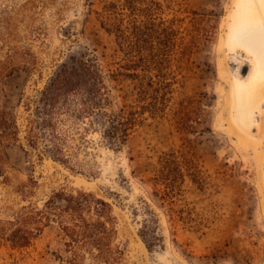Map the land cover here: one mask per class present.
I'll use <instances>...</instances> for the list:
<instances>
[{
	"label": "rangeland",
	"instance_id": "1",
	"mask_svg": "<svg viewBox=\"0 0 264 264\" xmlns=\"http://www.w3.org/2000/svg\"><path fill=\"white\" fill-rule=\"evenodd\" d=\"M118 1L0 0V59L21 52V68L0 75V110L11 112L20 127V140L3 150L7 180L0 175V220H14L25 207L46 210L64 189L83 191L112 207V246L124 252L117 264H264V83L259 105L246 108L247 114L239 113L234 95V83L244 86L250 64L252 80L264 72V24L244 32L235 18L243 12L242 0L163 1V29L174 27L177 35L175 47L165 52L166 32L160 31L155 50L165 63L145 73L170 83L162 111L154 112L149 105L157 104L155 94L142 101L140 80L111 77L128 58L102 27L100 13ZM235 36L245 41L243 48H231ZM147 50L149 57L152 47ZM84 57L97 59L106 76V110L135 111L138 123L125 143L114 145L100 116L91 118L92 125L73 121L75 128L65 127L70 159L63 163L45 150L46 142L39 149L29 143L35 118L29 107L63 65ZM238 113L245 139L236 129ZM174 153L185 175L176 203L191 207L197 224L175 223L154 195L162 158ZM195 170L203 185L192 181ZM68 242L53 217L28 249H13L0 237V264H71ZM79 252L81 264H104Z\"/></svg>",
	"mask_w": 264,
	"mask_h": 264
},
{
	"label": "trees",
	"instance_id": "2",
	"mask_svg": "<svg viewBox=\"0 0 264 264\" xmlns=\"http://www.w3.org/2000/svg\"><path fill=\"white\" fill-rule=\"evenodd\" d=\"M163 1L120 0L106 5L100 13L102 27L115 36L119 49L128 58V62L113 71L111 77L115 81L119 77L140 80L139 98L146 101L149 92L154 93L157 104L149 105L154 112L162 111L159 104L166 100L163 91L170 90V83L163 81L161 75H156L159 80L155 82L145 73L165 63V60L158 58L155 50L160 31L166 32L165 52L175 47L177 35L174 27L163 29L165 21L160 17L164 10ZM148 45L153 50L149 57L146 55ZM20 53L13 50L7 53L4 60L0 59V75L11 74L21 68L16 63ZM109 96L106 76L98 60L72 58V64L63 65L35 105L29 107L35 113V118L29 121V143L38 148L42 142H46L45 150H50L56 159L67 163L70 156L67 155L68 133L65 127L75 128L73 121L82 120L92 125L91 118L95 116L102 118L107 140L114 145L125 143L138 123V113L125 108L118 112L106 110L111 106ZM19 140L17 119L11 112L0 110V175L3 177L6 161L3 150ZM40 153L43 156L44 151L40 149ZM161 166L154 178V195L169 207L175 223L197 224L193 209L188 205L178 207L176 203V196L181 191L179 182L185 179V175L175 153L162 158ZM191 176L193 182L204 184V179L196 170ZM45 208L25 207L14 220H0V237H5L13 249H28L55 217L69 240V251L75 256L71 264H81L80 250H86L104 264H117L122 259L123 249L112 246L117 230L112 207L105 200L92 193L68 192L64 189L56 192ZM154 241L155 238L149 242L150 245Z\"/></svg>",
	"mask_w": 264,
	"mask_h": 264
},
{
	"label": "bare ground",
	"instance_id": "3",
	"mask_svg": "<svg viewBox=\"0 0 264 264\" xmlns=\"http://www.w3.org/2000/svg\"><path fill=\"white\" fill-rule=\"evenodd\" d=\"M241 5L243 7V12L240 13V17L238 23L241 24L242 29L244 28V32L247 35L258 32L259 29H262L264 24V0H242ZM237 24V22H236ZM234 29V28H233ZM235 31V30H234ZM233 33V32H232ZM238 36L234 37V40L231 43V48H243L245 46V41L237 39ZM234 43V45H233ZM262 59H264V49L261 50ZM247 66V65H246ZM254 64H250L248 68L246 76L243 77L244 86L239 87L234 83V95H235V103L237 105L239 113L247 114V109L254 108L258 99L261 97V88L264 83V72L257 70L258 74L252 80L255 68ZM243 69V68H242ZM242 71V70H240ZM242 72H239L238 75L241 76ZM247 108V109H246ZM247 110V111H246ZM249 112V111H248ZM238 113L237 121L239 126H236L237 132L241 135V139H245L244 133L241 132L242 128L246 123L242 122L240 119V115ZM250 114V113H249ZM244 129V128H243ZM243 131V130H242ZM247 142L243 141V144Z\"/></svg>",
	"mask_w": 264,
	"mask_h": 264
}]
</instances>
